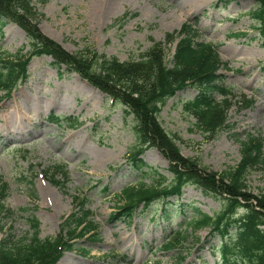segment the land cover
Returning a JSON list of instances; mask_svg holds the SVG:
<instances>
[{"label":"rangeland","instance_id":"374dc122","mask_svg":"<svg viewBox=\"0 0 264 264\" xmlns=\"http://www.w3.org/2000/svg\"><path fill=\"white\" fill-rule=\"evenodd\" d=\"M122 1L119 9L105 16H99L98 0H35L33 5L40 14V32L66 52L87 49L121 62L140 60L155 43H162L165 60L172 65L178 41L167 44L166 36L184 25L193 26L197 42L216 47L227 65L218 75L223 78L219 87L230 93L233 103L228 111L230 127L214 138L198 127L185 111L199 94L193 87L169 99L159 120L169 136L179 139L184 158H195L217 174L237 168L241 142L252 135L264 138V40L251 16L256 1L234 0L228 6L220 0ZM242 33L246 36L232 35ZM29 43L16 23H0L3 54L29 55ZM28 77L9 97L0 90V179L9 188L5 206L13 211L0 217V241L10 234L15 242L31 237V218L39 220L41 239L56 238L62 234L64 218L80 212L77 202L86 195L98 228L97 241L77 240V248L86 253L65 252L57 264H222L215 251L221 238L206 247L209 228L195 232L189 224L195 210L211 217L220 213L224 207L220 197L189 185L179 198L155 202L148 209L140 206L129 220L112 219L123 206L119 198L125 188L138 186L139 181L147 186L172 185L168 160L160 150L148 148L143 160L152 171H134L127 161L139 141L134 116L81 75L66 66L56 67L50 56H34ZM213 96L220 103L226 97L219 91ZM242 99L253 100L254 105L241 110L237 102ZM70 118L79 124L69 125ZM246 178L249 192L264 191V165ZM166 206L172 211L170 220L162 214ZM238 211L237 217L245 212ZM178 231L181 242L165 250Z\"/></svg>","mask_w":264,"mask_h":264},{"label":"trees","instance_id":"16d2710c","mask_svg":"<svg viewBox=\"0 0 264 264\" xmlns=\"http://www.w3.org/2000/svg\"><path fill=\"white\" fill-rule=\"evenodd\" d=\"M34 1L0 0V23H16L29 36L31 46L29 55L20 51L16 54H3L0 51V90L6 92L5 96L12 95L14 88L29 78V63L34 56H50L56 67L66 66L68 71L81 75L110 100L125 106L126 113L134 116L139 141L127 156L134 171L149 169L143 160L148 148L160 150L169 162L168 170L174 176L172 185L147 186L139 181L138 186L125 188L119 198L123 206L116 211L118 214H112V219L129 220L140 206L144 205L148 209L155 202L179 198L184 187L196 185L207 195L220 197L224 207L213 217L195 210V216L189 221L193 231L209 228L210 240L206 245L217 237L221 238L215 251L216 254L220 253L222 264H264V191L256 195L249 192L246 178L249 171L264 165V138L252 135L247 142H241L242 160L237 168L217 174L202 166L195 158H184L177 146L179 139L169 136L159 120L169 99L179 91L193 87L199 94L185 105V111L194 116L198 127L211 138L225 127H230L227 123L228 111L233 103L228 96L230 93L219 87L223 78L218 75L227 65L219 58L216 47L197 42L195 28L187 24L180 32L166 36L167 44L178 41L172 65L165 60L166 49L162 43H155L140 60L133 61L121 62L117 57L109 58L87 49L71 54L40 32V14L33 5ZM232 1L220 0L225 6ZM254 1L257 7L251 16L264 40V0ZM123 20L121 18L118 22ZM232 35L236 38L246 36L243 33ZM216 91L225 94L222 103L215 101L213 94ZM237 103H240L241 110L254 105L253 100L246 99ZM54 120L59 122V119ZM66 121L71 126L79 124L78 121L72 122L71 118ZM59 170L68 176L64 166ZM162 178L160 176L159 179ZM54 184L61 185L57 181ZM8 189L0 179V217L13 215V211L5 206ZM88 202L85 197L77 202L80 212L74 211L63 222L62 234L53 239H41L39 220L31 218V237L26 236L15 242L10 234L0 241V264H57L65 252L79 249L86 253L84 248H77V240L87 237L97 241L98 237V228L86 206ZM239 209L245 212L237 217ZM162 214L167 216V220L172 217V211L167 206ZM175 236L174 242L164 246L165 250L173 249L181 242V232L178 231Z\"/></svg>","mask_w":264,"mask_h":264},{"label":"bare ground","instance_id":"6f19581e","mask_svg":"<svg viewBox=\"0 0 264 264\" xmlns=\"http://www.w3.org/2000/svg\"><path fill=\"white\" fill-rule=\"evenodd\" d=\"M99 16L108 15L109 12L119 9L123 5L122 0H98Z\"/></svg>","mask_w":264,"mask_h":264}]
</instances>
